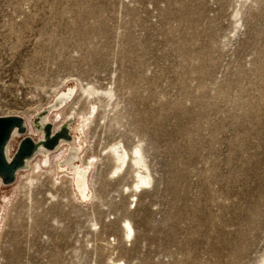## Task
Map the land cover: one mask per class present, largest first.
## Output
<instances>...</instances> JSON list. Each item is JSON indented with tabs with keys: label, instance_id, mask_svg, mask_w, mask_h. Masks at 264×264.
<instances>
[{
	"label": "rangeland",
	"instance_id": "rangeland-1",
	"mask_svg": "<svg viewBox=\"0 0 264 264\" xmlns=\"http://www.w3.org/2000/svg\"><path fill=\"white\" fill-rule=\"evenodd\" d=\"M46 115L88 119L91 197L66 148L0 180V264L264 261V0H0V117L28 124L10 156ZM116 143L149 167L137 201Z\"/></svg>",
	"mask_w": 264,
	"mask_h": 264
},
{
	"label": "bare ground",
	"instance_id": "bare-ground-1",
	"mask_svg": "<svg viewBox=\"0 0 264 264\" xmlns=\"http://www.w3.org/2000/svg\"><path fill=\"white\" fill-rule=\"evenodd\" d=\"M69 92L71 91L69 90ZM89 94H92V93L90 92ZM68 97H69V94L64 93V95H61L57 99L56 103L57 104L64 103ZM95 111H96V107L91 104V107L89 108V112L86 115H89V117H92ZM58 116L59 115H55V117H58ZM48 117L49 115L39 117L37 118V121L35 122L36 132H40L42 134L40 138L41 140H46L47 138L54 136V134H56L63 128L61 127V125L63 124L62 123L57 128L53 127L54 129L51 128L49 131H45V123L49 120ZM80 119H83L82 120L83 122L82 121L78 122V125L74 126L73 130H70V126L68 123L65 125L66 129H68L69 131H73L72 137H70L69 139H60L57 145L52 150H47V149H44L42 146H40L34 152V155L31 158L25 160V164L22 169L30 167L31 162L34 161L36 158L40 159L41 164L45 165L48 163V160L45 159L44 157H46L47 155L51 153L58 151V149L66 148L63 159L61 161H63V165L66 167V171H68L70 173V176H72V179H73L72 181L76 188L75 199L77 198L78 201L85 202V201L90 200L89 198L91 197V191L89 189L90 187L88 186L90 184L88 183V179H87L88 173L90 171V167L81 166L80 168L79 166L72 165L73 161L79 158V154L81 152L82 144H83L82 136L84 135V129L86 127L84 123L88 121L86 116H83ZM23 124L26 128L25 134L26 133L28 134V124L26 122L25 123L23 122ZM16 136H20L17 129H15L12 132L10 141L8 142L4 150L5 157L8 162L11 159L10 155L12 154L11 152L14 149L12 145V141ZM109 154L113 162V169L110 174H115L116 177H119L120 175H123L124 172L128 168H130L133 174V182H132L131 187H127V191L130 193V197L131 198L135 197V201H137V195L141 193L142 190L145 189L148 184H150V180H151L150 170L144 159L141 148L139 146H136L129 153L125 149L124 146L116 143L109 147ZM131 203L132 201H130V204ZM123 224L124 226L122 228L123 229L122 238L124 240L129 239L130 241L131 234L134 232L133 227L129 221H124ZM110 264H124V263L112 261L110 262ZM260 264H264V261Z\"/></svg>",
	"mask_w": 264,
	"mask_h": 264
},
{
	"label": "water",
	"instance_id": "water-1",
	"mask_svg": "<svg viewBox=\"0 0 264 264\" xmlns=\"http://www.w3.org/2000/svg\"><path fill=\"white\" fill-rule=\"evenodd\" d=\"M54 134V136L46 140L34 141L29 136H24L18 143V146L8 162L5 157V147L10 141L12 132L17 129L20 135H24L26 128L23 120L18 116L0 117V178L3 183H11L15 179L16 173L24 167L25 160L31 158L34 152L42 146L44 149L52 150L60 139H69V130L65 125ZM50 124H45V131L51 129Z\"/></svg>",
	"mask_w": 264,
	"mask_h": 264
}]
</instances>
